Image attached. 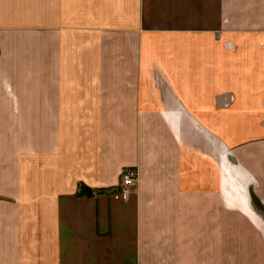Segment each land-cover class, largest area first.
Here are the masks:
<instances>
[{
    "label": "crops",
    "instance_id": "crops-1",
    "mask_svg": "<svg viewBox=\"0 0 264 264\" xmlns=\"http://www.w3.org/2000/svg\"><path fill=\"white\" fill-rule=\"evenodd\" d=\"M175 2L0 0V264H264L205 249L207 192L264 203V0L217 41Z\"/></svg>",
    "mask_w": 264,
    "mask_h": 264
},
{
    "label": "rangeland",
    "instance_id": "rangeland-1",
    "mask_svg": "<svg viewBox=\"0 0 264 264\" xmlns=\"http://www.w3.org/2000/svg\"><path fill=\"white\" fill-rule=\"evenodd\" d=\"M175 4L179 9H181V7L187 8V12L186 9H184L185 12L179 15V19H181L182 22L195 28H204L205 40L212 35L216 41L219 40L221 36L219 33L220 28L229 27L231 24L232 15L234 13L233 10L235 9L233 0H178ZM175 4L173 3V5ZM224 6L227 7L228 14L224 13ZM189 9L193 13L190 16ZM18 136L20 139L24 137L22 133L18 134ZM205 147L207 152L212 151L210 148L215 150V147L211 144L208 145L206 141ZM207 169H211V167ZM238 180L243 184L246 182L244 178H238ZM239 182L237 179H233L231 185L234 184L236 190H231L232 200L226 203L238 205L241 207V210L220 211L215 195L210 192L205 194V222L207 223L205 225V239L207 241L205 242L206 250H218L230 246L228 240L231 237L236 238V248L238 249H252L251 251L264 250V203L256 201L255 199L257 206L262 209L261 211L259 210L260 212L256 214V217V211H253L254 209H251V207L249 208L252 203L251 196L248 194L249 182L245 187L242 185L240 186ZM257 196L259 195L257 194ZM235 202H238V204ZM241 217H246L250 222L242 220V225H233V223ZM255 223L258 225L259 229H257ZM239 240H241L240 243H238Z\"/></svg>",
    "mask_w": 264,
    "mask_h": 264
},
{
    "label": "built area",
    "instance_id": "built-area-1",
    "mask_svg": "<svg viewBox=\"0 0 264 264\" xmlns=\"http://www.w3.org/2000/svg\"><path fill=\"white\" fill-rule=\"evenodd\" d=\"M138 178V170L135 167H126L121 172L119 181L120 189L114 193V196L119 199H126L131 193L132 187L135 185Z\"/></svg>",
    "mask_w": 264,
    "mask_h": 264
}]
</instances>
